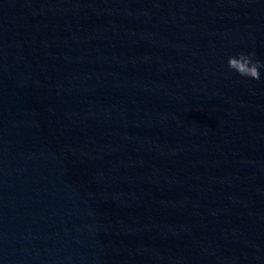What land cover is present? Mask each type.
I'll return each mask as SVG.
<instances>
[{"label": "water", "instance_id": "obj_1", "mask_svg": "<svg viewBox=\"0 0 264 264\" xmlns=\"http://www.w3.org/2000/svg\"><path fill=\"white\" fill-rule=\"evenodd\" d=\"M264 0H0V264H264Z\"/></svg>", "mask_w": 264, "mask_h": 264}, {"label": "clouds", "instance_id": "obj_2", "mask_svg": "<svg viewBox=\"0 0 264 264\" xmlns=\"http://www.w3.org/2000/svg\"><path fill=\"white\" fill-rule=\"evenodd\" d=\"M227 69L245 79L260 80L264 76V59L255 49H240L227 54Z\"/></svg>", "mask_w": 264, "mask_h": 264}]
</instances>
